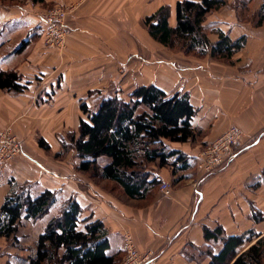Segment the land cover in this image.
Returning a JSON list of instances; mask_svg holds the SVG:
<instances>
[{
    "label": "crops",
    "instance_id": "obj_1",
    "mask_svg": "<svg viewBox=\"0 0 264 264\" xmlns=\"http://www.w3.org/2000/svg\"><path fill=\"white\" fill-rule=\"evenodd\" d=\"M178 1L180 0H152L150 10L149 0H83L81 9L90 18L98 16L101 23L96 24L107 29V26L102 24L104 20L107 21L106 15H110L111 23V20L115 22L113 18L115 14L131 18L151 16L162 6L168 5L171 10L169 21L174 26ZM239 1L246 0H227V5L211 12L205 23L209 27L220 28L232 39L247 36L245 46L233 57L235 61L233 64L207 56L201 59L196 57L197 61L189 60L185 63L177 60H159L157 82L145 78V76L148 77L147 69L149 70L150 64V61L146 60L145 65L148 68H144V63H141L139 71L142 76L137 79L141 82L135 84V88L156 84L169 94L176 92L190 94V100L197 108L194 124L201 129L202 133L196 141L174 144V146L192 156H197L199 164L202 159V146L212 142L230 126H238L245 132V138L237 147L235 157L227 167L220 170L218 179L207 181L203 187L194 188L189 182L176 186L177 188L173 189L169 195L162 192L157 194L150 204L139 201L127 203L113 196H107L93 185L90 191H86L80 186L82 183L75 185L70 183L69 174L52 168L37 157V144L32 149L27 141L22 140L24 141L23 154L14 158L0 173V206L4 203L6 195L17 185H19L18 188L29 187L33 194L52 190L58 192L63 198L75 195L86 208L85 216L91 214L103 220L109 229L110 254L124 252L123 236L126 231H130L139 252L150 256L149 264H207L209 261L207 258L198 262L189 261L184 256L185 250L191 244L202 246L205 243L204 228L206 226L223 225L229 234H240L251 226L257 225L251 219V213L254 207L264 210L260 195L261 187L256 189L257 194L251 193V190L255 189L252 184L264 169V25L243 21L237 9ZM263 3L264 0H254V9L259 10ZM19 10L26 12L11 18L7 17L10 14L0 13V21H5L1 22L0 26V68L4 70L17 69L15 66L17 46L15 45L14 51L5 50V46L12 44L15 39L14 30L23 25L25 28L22 30H33L42 17V15L27 12L28 9L23 6H20ZM83 26L89 25L83 24ZM69 28L72 33L78 31L90 33L89 29H83L80 25H69ZM130 28L133 30L132 25ZM114 29L116 31L117 27ZM41 30L44 31V26ZM8 34L13 35L7 38ZM107 37L112 39L109 35H106ZM210 37L216 41L218 34L213 33ZM107 47L109 49L114 47V51H108L111 52L108 54L110 62L117 58V54L114 55L117 47L111 43ZM79 51L85 53V49L80 44ZM141 60L144 61V58L142 57ZM250 69L252 72H249ZM48 74L45 69H42L38 78L43 79L44 82ZM60 78L61 84L51 79L46 87H42L37 92L36 96L45 90L40 93V98L46 97L44 102H40L37 106L39 109H45L51 104L65 100L68 90L63 88L66 80L68 83L67 69L61 72ZM29 82L27 89L19 95L0 94V127L3 128L8 121L12 120L19 103H25L27 97L30 98L28 94L31 93L33 90L31 88L36 82L30 79ZM52 85L57 89L52 91ZM100 87L95 86L94 89ZM50 96L52 99L49 98ZM72 96H75V92H72ZM86 103L90 107H95L89 102ZM42 138L51 148L53 147L50 138L46 136ZM64 141L62 138L57 140L58 143ZM39 146L40 149L46 150L40 144ZM101 159H103L101 164L108 161L107 158ZM161 175L165 182L170 183L164 172H161ZM224 176L229 177L228 186L221 184L220 180ZM211 181L221 183L208 187ZM244 193L251 194L249 200L244 201L239 198V194ZM51 211L49 212L51 215L49 213V215L46 214L48 216L45 215L46 218L43 216L38 221H33L41 222L38 229L34 228V224H30L32 220H21L19 233L24 226H29L34 233L35 245L30 254L35 253L38 237L43 233L48 221L55 215V212ZM243 223H248L247 227H243ZM18 237L19 241L23 239L21 234H18ZM5 255L9 264H18L16 258L19 262L21 261L20 263L27 259L7 250L4 252Z\"/></svg>",
    "mask_w": 264,
    "mask_h": 264
},
{
    "label": "trees",
    "instance_id": "obj_2",
    "mask_svg": "<svg viewBox=\"0 0 264 264\" xmlns=\"http://www.w3.org/2000/svg\"><path fill=\"white\" fill-rule=\"evenodd\" d=\"M247 2L250 1L237 3L239 12ZM227 3V0H180L176 4L174 26L169 21L170 7L162 6L146 18L149 34L162 45L172 49L179 46L187 54L233 61L234 55L245 46L247 36L232 39L220 28L205 24L211 12ZM261 10L264 3L259 13ZM263 12L257 24H262ZM210 33L218 34V39L213 42ZM30 40L24 39L17 52L23 51ZM27 87L17 70L0 68V89L21 92ZM129 96L104 95L94 108L83 103L81 108L86 116L80 119L78 133L71 135L68 145L80 158L77 170L114 182L128 198L150 204L164 182L160 169L171 170L174 184L195 175L199 158L174 144L196 141L202 131L194 124L197 108L188 92L169 94L158 85L149 84L137 86ZM39 144L50 149L44 139ZM100 158L108 161L101 164ZM262 184L264 169L252 186ZM56 205H59L57 214L48 221L38 237L35 253L24 264L121 262L120 253H109L110 231L104 221L91 214L85 216L86 208L75 195L61 199L52 190L33 194L27 186L13 188L0 206V235L13 238L18 245L22 218L38 221ZM263 218L264 210L254 207L251 219L258 223ZM204 238L202 246L191 244L185 250L184 256L189 261L207 258V264H264V234L256 226L240 234H229L223 225L206 226Z\"/></svg>",
    "mask_w": 264,
    "mask_h": 264
},
{
    "label": "rangeland",
    "instance_id": "obj_3",
    "mask_svg": "<svg viewBox=\"0 0 264 264\" xmlns=\"http://www.w3.org/2000/svg\"><path fill=\"white\" fill-rule=\"evenodd\" d=\"M152 3V0H149L150 10L152 9ZM82 5L83 0H44L43 2H35L33 0H0V13L3 14L5 12L6 14H10L7 16L8 18L14 15L17 17L19 14H25L26 11L19 10L20 6L28 9L27 12L29 13L42 15L35 29L28 31L25 29L22 30L25 28V25H23L14 30V35L8 34L7 36L8 38L10 35H13L15 39L12 44L10 43L8 46H5L6 51H14L16 45L15 51L17 52L18 47L24 39H31L27 42L26 48L23 51L17 52L15 57V66L17 69L15 70L21 74L23 83H30L29 79L36 83L31 88L33 89L31 93L28 94L30 98L27 97V100L24 101L25 103H19L17 105L13 115L14 117L3 128L10 127L17 139L22 144H24V141H27V144L32 149L37 144V157L52 168L69 174L68 179H70V183L74 185L82 183L80 186L86 191H90V187L93 185L94 188L104 192L107 196H113L115 199L117 198L127 203L133 201L145 202L128 198L114 182L92 177L91 174L89 175L77 170L80 158L77 156L75 149L71 145H68V143H71V135L78 133L80 119L86 116L83 110H81V105L84 102H89L92 106H96L99 98L108 94L120 93L124 98H129L130 93L135 89V84L141 82L137 81L142 76L139 68L141 67V63L146 64V60H149L150 64L149 70L147 69L148 77L145 76V78L158 82L159 60H177L180 63H185L189 60L197 61V58L201 59L203 56L197 55L196 53L187 54L179 46L172 49L155 41L148 31L146 23L148 16L131 18L115 14V17L112 15L115 22L111 20L110 23V15H106L107 21L104 20L102 24L106 25L107 29H104L101 25L96 24L101 23V19L98 16L90 18L88 14L82 12ZM244 5L239 12L241 13L242 20L249 21L253 24L258 23L262 17V11H264L261 10V13H259L262 6L259 10H255L253 7L254 0ZM44 15L56 16L62 19L63 24L61 26V23L57 25L54 33H48V29L47 31L45 29L42 31L41 28L43 26L46 28V24L44 25L42 21ZM1 22L5 21H0V26L2 24ZM83 24L89 26L84 27ZM69 25H80L83 29H89L90 33L81 31L72 33ZM131 25L133 26V30L130 28ZM262 25H264V18L262 19ZM114 27H117L116 31ZM58 29L59 34L57 36ZM212 34L210 33L209 36ZM106 35L111 36L112 39L106 38ZM109 42L117 47V50L114 52V55L117 54V58L110 62L108 61L110 58L108 54L114 51V47L109 49L107 47L110 45ZM79 44L85 49V53L79 51ZM142 57L144 61L141 60ZM216 60L225 61L230 64L235 62L234 60L231 61L224 58H217ZM144 68H148L147 65ZM42 69H45L46 73H49L44 82L43 79L38 78ZM66 69L69 78L68 83L67 80L64 82L65 87L63 89L68 90L66 91L68 94L65 100L57 104H51L50 107L45 109H39L37 106L40 105V102H44L46 97L43 99L40 98V93L45 92V90L36 96L37 92L42 87H46L51 79L56 80L55 83L61 84V72ZM249 72H252V69ZM95 86L101 87L94 89ZM54 87L51 88L52 91L57 89V87ZM22 92L24 91L0 90V94L8 93L10 96L19 95ZM72 92H75V96H72ZM49 98L52 99L51 96ZM43 136L50 138L49 140H51L53 145L52 148L50 147V149L46 150L39 148V141L43 139ZM59 138L64 139L65 143H58L57 140ZM207 146L208 144L202 146L201 154L206 150ZM100 162L103 163V159ZM230 163L231 161L221 165H212L208 161H203L195 169L194 176L175 184L173 183V177L169 168H163L164 170L160 169L159 171L164 172L169 179L172 192L173 189L187 182L194 188L203 187L207 181L218 179L217 176L221 173L220 170L227 167ZM208 168L212 170H208ZM228 179V176H224L220 180L222 183L220 181H211L208 187L215 186L217 183L228 186ZM18 187L19 185L16 186V188ZM259 187H261V202L264 205V184ZM259 187H254L255 189L251 190V193L257 194L256 189ZM157 192V194L160 192L165 194L161 190V186L160 188L158 187ZM250 196L251 194L248 193L239 194V198L244 201L249 200ZM61 199H63V196ZM59 205H56L51 212L57 214ZM31 222L30 224H34L35 229L41 226V222ZM247 224H244L243 227H247ZM255 226L262 230L264 234V218ZM127 232L132 234L130 231ZM19 234L23 236V239L19 241L18 245L15 244L13 238L8 239L0 235V264H9L6 255L4 256L5 250L14 252L24 259L29 258L33 254H30L32 247L35 245L34 233L31 231V228L24 226ZM128 255L129 253L127 251L123 252L120 256L121 262L118 264H123L129 260L130 257ZM20 262L16 258V263L24 264V260H22V263Z\"/></svg>",
    "mask_w": 264,
    "mask_h": 264
},
{
    "label": "built area",
    "instance_id": "obj_4",
    "mask_svg": "<svg viewBox=\"0 0 264 264\" xmlns=\"http://www.w3.org/2000/svg\"><path fill=\"white\" fill-rule=\"evenodd\" d=\"M43 22L46 24L45 30L54 33L56 26L63 24L62 19L53 15H44ZM59 29L57 31V36ZM264 90V88H263ZM245 132L238 126H230L226 131L210 142L206 150L201 154V164L208 161L212 165H221L230 162L236 155V149L245 138ZM23 154L22 143L17 139L10 127L0 128V173L17 156ZM208 170H212L208 168ZM161 190L169 195L171 192L169 182L161 184ZM125 251L129 253L130 259L123 264H149L151 258L148 254H141L137 249L134 237L129 232L124 233Z\"/></svg>",
    "mask_w": 264,
    "mask_h": 264
}]
</instances>
